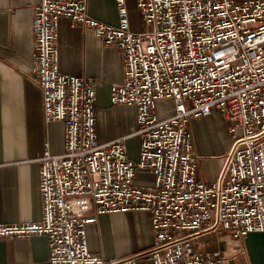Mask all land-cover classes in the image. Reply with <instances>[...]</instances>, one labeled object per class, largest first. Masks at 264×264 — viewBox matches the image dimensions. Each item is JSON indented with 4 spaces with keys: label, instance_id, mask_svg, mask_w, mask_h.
Here are the masks:
<instances>
[{
    "label": "built area",
    "instance_id": "obj_1",
    "mask_svg": "<svg viewBox=\"0 0 264 264\" xmlns=\"http://www.w3.org/2000/svg\"><path fill=\"white\" fill-rule=\"evenodd\" d=\"M115 1L116 26L92 18L87 0L35 7L33 73L46 121L65 125V148L52 154L46 143L38 159L41 220L0 224V239L45 236L51 264H229L207 249L210 235L264 234V0H135L138 32L128 0ZM62 19L121 51L125 79L110 102L137 109L134 135L99 141L96 82L60 70ZM161 100L173 102L171 116L160 118ZM214 111L233 142L207 183L198 178L190 124ZM139 170L153 174L152 185L135 184ZM135 211L151 214L152 249L125 259L89 250L87 227L100 215Z\"/></svg>",
    "mask_w": 264,
    "mask_h": 264
},
{
    "label": "crops",
    "instance_id": "obj_2",
    "mask_svg": "<svg viewBox=\"0 0 264 264\" xmlns=\"http://www.w3.org/2000/svg\"><path fill=\"white\" fill-rule=\"evenodd\" d=\"M95 20L118 25L115 0H87ZM41 0H0V224L37 222L42 218L40 164L46 143L52 154L65 148V125L47 122L43 93L33 73L35 7ZM131 28H143L135 0H128ZM57 47L62 73L91 78L97 91V134L100 142L134 135L138 130L135 107L112 106L111 88L125 79L124 59L116 46H107L91 30L62 19ZM198 159V178L217 180L232 145L228 123L218 111L190 124ZM225 131L222 140L219 131ZM134 154V155H133ZM132 157L138 158L133 152ZM141 177H147L144 182ZM149 170H139L135 184L152 185ZM92 210L87 212L92 216ZM222 233L225 247L207 249L225 257L229 264H263L264 234L253 233L244 240ZM89 250L109 258L125 259L154 246L151 214L135 211L103 214L87 227ZM47 237L0 239V264H51ZM141 264H149L142 261Z\"/></svg>",
    "mask_w": 264,
    "mask_h": 264
},
{
    "label": "rangeland",
    "instance_id": "obj_3",
    "mask_svg": "<svg viewBox=\"0 0 264 264\" xmlns=\"http://www.w3.org/2000/svg\"><path fill=\"white\" fill-rule=\"evenodd\" d=\"M158 114L160 118H166L171 116L174 113V107H173V102L172 101H166V100H161L158 102ZM220 138L222 140H227L228 136L225 133V131H219ZM139 145H140V139L139 138H133L130 143V153L133 154V152L138 153L139 150ZM134 155V154H133ZM144 182H148L149 179L147 177H141ZM232 240V239H231ZM206 242H209L211 247H221L224 248L226 241L222 239V233H219L215 236H212L209 239H206Z\"/></svg>",
    "mask_w": 264,
    "mask_h": 264
}]
</instances>
